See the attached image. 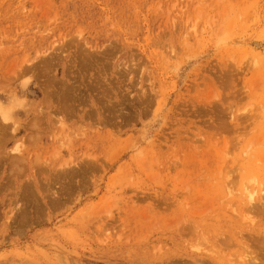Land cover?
<instances>
[{"label": "rangeland", "instance_id": "rangeland-1", "mask_svg": "<svg viewBox=\"0 0 264 264\" xmlns=\"http://www.w3.org/2000/svg\"><path fill=\"white\" fill-rule=\"evenodd\" d=\"M250 250L264 264V0H0V264Z\"/></svg>", "mask_w": 264, "mask_h": 264}, {"label": "bare ground", "instance_id": "bare-ground-1", "mask_svg": "<svg viewBox=\"0 0 264 264\" xmlns=\"http://www.w3.org/2000/svg\"><path fill=\"white\" fill-rule=\"evenodd\" d=\"M2 110V109H1ZM2 114L5 116V114L3 113V110H2ZM8 116V115H7ZM245 189H247V190H245ZM244 190H245V192L247 191L248 192V196H247V199H249L248 201L251 203V205H253V203L251 202V201H254L255 200V192H254V190L251 192V191H249V189L248 188H245ZM249 197V198H248ZM251 207V206H250ZM254 209V207L252 206V209L251 210H253ZM246 217V216H245ZM250 217V216H249ZM248 220H249V218H248V216L246 217ZM245 219V218H244ZM246 220V219H245ZM255 220V219H254ZM252 218H251V220H249V221H251V222H253L254 221ZM250 253L249 254H245V255H242L241 254V257L240 258H238L237 260H239V259H241V260H239V261H237L236 259V264H251V262L252 263H256L258 260H259V258L256 256V255H254V251H252V250H250L249 251ZM239 256H240V254H239ZM220 257V256H219ZM228 259V258H227ZM196 260V259H195ZM199 260V259H198ZM198 260H196V262H198ZM231 260V259H230ZM234 260V259H233ZM231 261L232 262V264H234L235 263V260L234 261ZM220 261V260H219ZM227 262H229L228 260H227ZM230 262V263H231ZM226 263V262H225Z\"/></svg>", "mask_w": 264, "mask_h": 264}]
</instances>
